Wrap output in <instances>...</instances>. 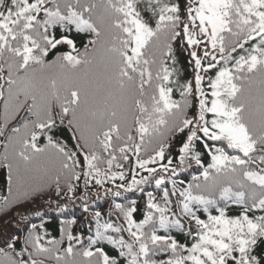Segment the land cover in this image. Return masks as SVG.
Segmentation results:
<instances>
[{
  "label": "snow or ice",
  "instance_id": "snow-or-ice-1",
  "mask_svg": "<svg viewBox=\"0 0 264 264\" xmlns=\"http://www.w3.org/2000/svg\"><path fill=\"white\" fill-rule=\"evenodd\" d=\"M0 137V214L113 198L0 264H264V0H0Z\"/></svg>",
  "mask_w": 264,
  "mask_h": 264
},
{
  "label": "trees",
  "instance_id": "trees-1",
  "mask_svg": "<svg viewBox=\"0 0 264 264\" xmlns=\"http://www.w3.org/2000/svg\"><path fill=\"white\" fill-rule=\"evenodd\" d=\"M183 2V0H181V3ZM54 58V57H53ZM181 61L183 64V74L184 77L188 80L192 79V71H191V67L188 65L187 63V55L186 54H181ZM176 98H179L178 95ZM66 139V141L70 142V134L65 133L64 137ZM178 146V145H177ZM173 152H175V149H173ZM191 174H198V172L196 171V167L193 164L191 168H189L188 172L185 173H181L180 178L182 179H186L190 180L191 179ZM1 177V175H0ZM81 183V187L80 189L75 193V205H72V203L70 201L67 200V198H62V197H58L56 203H61V204H69L70 207L68 209V212L66 213H62V214H58L56 212V203L53 204L51 207L49 208H43L41 205V209H37L35 210L34 208L32 209H28V210H22L20 208V210H22L21 214L27 215L30 217L34 216L36 214L37 211L40 210V212H42L41 210H50V213L44 217H41L39 220L31 223L32 224H36L37 230L39 231V225L43 224L44 228L47 230V232L49 233V238H56L59 239L60 238V221L64 220V219H76L77 220V224L73 225V234L74 235H81L82 233L85 234V240L87 239V235H90V233H88V227H87V223H82L83 221H85V218H90L91 214L94 211H101V213L104 215V217L107 219L108 216V211H109V204L112 203L113 198L112 197H104L103 195V189H96V188H90L87 191V196L89 197L88 199V207H89V212L88 213H83L82 209L79 207L81 201L79 199V197L81 195H85V191L83 189V185H82V181ZM131 195V194H130ZM63 196V195H62ZM100 197V199H97V197ZM62 198V199H61ZM132 198H135L138 200V203L142 204V201L139 200L138 196H132ZM59 199H61L59 201ZM55 200V199H53ZM116 202H123L121 199H117ZM39 206V207H40ZM16 215L11 216V218H14ZM20 215L16 216L17 217ZM115 214H113L112 219H115ZM21 220V219H20ZM16 220H11L8 224H9V232L10 229H12L14 226H18V224ZM1 226V225H0ZM31 227V226H30ZM78 229V231H77ZM6 233L1 232L0 234V239L3 240L4 242H11L13 240V238ZM14 239H18L20 242L23 241L24 235L21 233L19 235L14 236ZM66 243V242H65Z\"/></svg>",
  "mask_w": 264,
  "mask_h": 264
},
{
  "label": "rangeland",
  "instance_id": "rangeland-1",
  "mask_svg": "<svg viewBox=\"0 0 264 264\" xmlns=\"http://www.w3.org/2000/svg\"><path fill=\"white\" fill-rule=\"evenodd\" d=\"M14 124H15V121L10 123L9 128L12 127ZM2 140H3V138L0 137V141H2ZM2 151H3V148H2V146H0V152H2ZM0 175H1V177H0V195H7L6 188H5L6 172L4 170L0 169ZM62 195H63V193H62ZM57 198L58 197L56 196L55 190L53 188V190H51L50 192L43 194L42 196L34 199L33 201L27 202L23 207H12L8 210L7 214H0V225H1L0 226V234H1V232L8 234V232H9V224L8 223L11 220H16L17 223H15V224H18V226H14L12 229H10L9 235L13 239L15 238L14 236L19 235L21 233L25 236L27 234V230L31 226V223L39 220L41 217L48 215L50 213V210H41L42 212H40V210H39V212H40L39 216H37L36 214L30 218H29V216H27L28 217L27 220H23V219L20 220L19 216L16 219V216L20 215L22 213V210H28L29 208L30 209L36 208L35 210L41 209L42 207L43 208H46V207L49 208L53 204L56 203ZM53 199H55V200H53ZM61 199H59V201ZM49 202H51V204ZM20 208L22 210H20ZM14 215H16V216L14 218L10 219V217L14 216ZM7 243H9V242H4L3 240L0 239V248H5Z\"/></svg>",
  "mask_w": 264,
  "mask_h": 264
}]
</instances>
